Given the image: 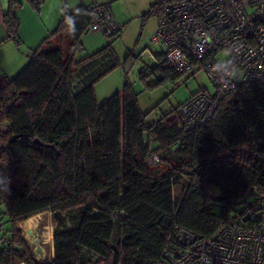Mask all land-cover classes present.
<instances>
[{
    "label": "trees",
    "instance_id": "obj_1",
    "mask_svg": "<svg viewBox=\"0 0 264 264\" xmlns=\"http://www.w3.org/2000/svg\"><path fill=\"white\" fill-rule=\"evenodd\" d=\"M25 1L40 10L42 0ZM159 1L146 17H161ZM21 5L8 0L3 14L6 39L18 44ZM86 5L61 15L12 79L0 74V201L11 222L0 264H156L175 225L213 237L232 221H264V77L238 85L191 128L182 103L148 123L128 82L98 105L94 84L119 59L111 41L74 59L90 23ZM151 58L141 77L180 79L163 54ZM152 153L176 166L160 175ZM47 210L54 255L38 261L17 223Z\"/></svg>",
    "mask_w": 264,
    "mask_h": 264
},
{
    "label": "built area",
    "instance_id": "obj_2",
    "mask_svg": "<svg viewBox=\"0 0 264 264\" xmlns=\"http://www.w3.org/2000/svg\"><path fill=\"white\" fill-rule=\"evenodd\" d=\"M67 1L61 0L63 16L69 13ZM159 3L163 12L150 43L159 48L181 81H186L187 73L202 69L213 84V91L200 89L179 106L191 128L212 118L238 85L264 77V0ZM86 10L88 30L111 36L122 29L107 2H90ZM220 54L224 57L219 58ZM158 161L156 153L149 155L150 165ZM156 264H264V221L253 228L232 221L213 237L175 225Z\"/></svg>",
    "mask_w": 264,
    "mask_h": 264
},
{
    "label": "rangeland",
    "instance_id": "obj_3",
    "mask_svg": "<svg viewBox=\"0 0 264 264\" xmlns=\"http://www.w3.org/2000/svg\"><path fill=\"white\" fill-rule=\"evenodd\" d=\"M80 1L86 0H68L67 8L69 11L74 9L75 5L79 6L82 4L79 3ZM155 1L157 0H108L107 3L109 4L111 13L115 20L122 24V29L117 34L113 35V37H107L102 31L87 30L82 34L80 38V47L75 51L74 55L75 60L82 59L111 41L119 59V64L115 69L94 84L96 101L98 105L102 104L114 93L118 91L121 92L124 83L128 82L137 95L139 106L142 112L146 114V121L148 123H153L161 116L170 113L175 107L185 102L189 96L200 89L206 88L209 91H213V84L202 69H198L193 73H187L185 77H188L185 82L178 78L175 82L165 80L155 85L157 77L153 74L141 77V68L151 67L155 63L150 57V54H157L159 51L156 45L150 43V39L154 36L158 27L159 15L157 12L148 17L145 15L151 3ZM59 2L62 15L63 6L61 0H59ZM90 2L99 1L92 0ZM22 10L23 27L21 26L18 32L22 34L23 40L25 38L28 43H33L34 45L38 44L34 48H29V44H26L25 41L17 45L19 51L22 52V63H24V66H22L19 71L25 67L31 52L35 50L41 42V40L39 42L32 41L31 30L28 29L31 28V25H34L31 14H34L36 19L39 20L40 12L34 9L29 2H27V7L26 5H21L20 11ZM17 16L20 20L19 13ZM58 19L56 20V26L58 24ZM39 24H42L43 28L46 27L41 21H39ZM54 28H51L47 32V36ZM62 36L63 35L57 37V40H51L50 44L55 46L58 42L61 43L60 37ZM218 57L223 58L224 54H220ZM18 72L11 76L2 73L7 78L12 79ZM174 166H176V163L171 161L159 163L156 168H158L160 175H163L169 172L170 168ZM184 183L185 180L182 178L178 184L173 186L175 195L184 192ZM262 210H264V203H262ZM74 216V213H70L68 215V220ZM31 219L33 222H29ZM0 223L5 231L3 235L0 231V236H5L4 240H7L6 236L9 235L8 230L10 229L11 222L5 214V207L1 201ZM17 225L20 229L21 236L27 241L34 257L38 261H43L44 258H49L51 256L50 246L53 240V217L51 211L47 210L40 212L17 223ZM36 238L37 240H35ZM37 246L41 247V253L37 251Z\"/></svg>",
    "mask_w": 264,
    "mask_h": 264
},
{
    "label": "crops",
    "instance_id": "obj_4",
    "mask_svg": "<svg viewBox=\"0 0 264 264\" xmlns=\"http://www.w3.org/2000/svg\"><path fill=\"white\" fill-rule=\"evenodd\" d=\"M92 0H86V1H80L79 3H88ZM99 2H108V0H97ZM152 4V3H151ZM22 5H26L27 7V1L22 0ZM77 6V5H75ZM74 6V8H75ZM8 8V0H0V74H6L7 76L14 75L16 72L24 66L23 60H22V52L19 51V48H17L18 43L13 41L12 39H6L7 32L6 28L4 26L3 22V14ZM21 8V6H20ZM20 8L18 7L16 9V14L20 16V27H23V19H22V11H20ZM20 11V12H19ZM34 11V10H33ZM39 20L36 19V16L34 14H31V19L34 22V25H31V28H28L31 30V40L34 42H39L47 36V32L56 26V20L58 19V22L61 17V8H60V2L59 0H42V5L40 6L39 10ZM39 21L43 23L46 27L43 28L42 24H39ZM20 42H24L26 44H29V48H34L36 45L33 43H28V41L24 38L22 34L18 32L17 35ZM40 42V43H41ZM39 43V44H40ZM18 50V51H17ZM29 50V49H28ZM17 70V71H16ZM3 72V73H2ZM50 257L44 258V260H48L53 257L54 255V245L53 240L52 244L50 246ZM43 260V259H42Z\"/></svg>",
    "mask_w": 264,
    "mask_h": 264
},
{
    "label": "water",
    "instance_id": "obj_5",
    "mask_svg": "<svg viewBox=\"0 0 264 264\" xmlns=\"http://www.w3.org/2000/svg\"><path fill=\"white\" fill-rule=\"evenodd\" d=\"M29 233H30V232H29ZM35 240H37V238H36ZM36 249H37V251H38V252H40V253L42 252V250H41V247H40V246H37V248H36Z\"/></svg>",
    "mask_w": 264,
    "mask_h": 264
},
{
    "label": "bare ground",
    "instance_id": "obj_6",
    "mask_svg": "<svg viewBox=\"0 0 264 264\" xmlns=\"http://www.w3.org/2000/svg\"><path fill=\"white\" fill-rule=\"evenodd\" d=\"M29 222H33V220L31 219V220H29Z\"/></svg>",
    "mask_w": 264,
    "mask_h": 264
}]
</instances>
